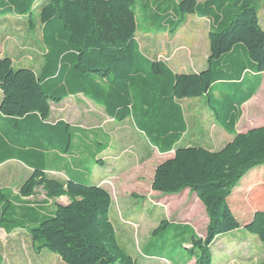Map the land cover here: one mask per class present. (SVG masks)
<instances>
[{"label":"trees","instance_id":"1","mask_svg":"<svg viewBox=\"0 0 264 264\" xmlns=\"http://www.w3.org/2000/svg\"><path fill=\"white\" fill-rule=\"evenodd\" d=\"M38 1L0 0V18L22 17L32 25ZM137 2L138 11L149 10V26L156 32L175 34L188 15L208 20L207 67L198 73L176 74L165 62L143 56L135 39ZM258 3L45 0L38 11L45 49L39 73L14 69L9 58L0 56V164L17 160L32 169L17 199L39 190L47 200L66 197L69 203L55 205L50 216L31 221L30 214L19 217L16 198L0 189V229L7 233L25 229L36 252L46 250L64 264H135L117 243L109 219L111 197L105 189L45 176V151L69 153L73 139L66 122L50 123V107L82 95L111 120L130 119L150 145L166 155L187 130L180 101L203 98L216 124L233 138L218 151L175 149L155 168L153 192L173 196L187 190L207 218L202 236L189 226L160 222L151 235L172 229L181 244L158 258L174 261L180 246L187 252L185 260L212 264L211 248L217 238L240 228L257 237L264 255V207L241 226L228 202L240 181L264 166V125L235 132L241 107L255 96L264 74ZM213 103L222 107L216 109Z\"/></svg>","mask_w":264,"mask_h":264},{"label":"rangeland","instance_id":"2","mask_svg":"<svg viewBox=\"0 0 264 264\" xmlns=\"http://www.w3.org/2000/svg\"><path fill=\"white\" fill-rule=\"evenodd\" d=\"M44 1L39 0L35 5L32 13V25L22 17L0 18V56L9 58L14 69L25 68L39 73L42 67L45 49L41 39L38 11ZM177 1L179 0H173V4L177 5ZM138 6L137 2L134 6L137 13L136 42L139 50L145 56L165 61L170 66L178 63L183 64L185 70L205 59L208 53L207 22L197 21L194 16H189L176 35L172 36L169 33L160 35L153 27L149 26V10L138 11ZM258 18L260 26L264 30V0H259ZM90 104L95 106L93 103ZM90 104L81 98L69 99L59 105L53 104L55 106L51 107L52 117L61 116L75 127L79 126L88 131L90 136H98L101 130L105 129L107 121L102 111L90 107ZM183 106L188 129L184 142L183 140L179 142L178 147L184 148L187 146L186 144L193 143V146L209 150L221 149L228 137L218 129L216 121L212 120V116L203 109L202 104L188 101L184 102ZM212 107L220 109L222 106L213 103ZM128 121L130 120L113 121L107 128L111 130L109 135L116 138L126 136ZM263 125L264 76L260 89L252 100L242 108V116L237 129L244 132ZM111 141V139L109 141L102 140L107 146L105 150L112 149L114 151L108 150L107 152L113 154L109 159L112 162L116 161V164H112L109 169L112 172L110 173L111 177L106 178L102 185L105 186L111 197L109 217L117 243L125 254L135 261V264H160V261L154 260L155 258L146 260L142 254L153 257L166 255L168 251L176 250V246L180 245L181 241L173 237L175 231L172 229H163L155 236L151 235L153 230L158 227L160 222L171 221L190 226L197 235L202 236L204 234L203 221L206 218L205 210L188 193L180 197H177L178 195L166 197L151 190L150 176L153 173V167L167 156H158L142 142L132 148L121 149L118 143L112 142L111 144ZM81 148L82 146L75 143V150L79 151ZM87 150L90 155L93 154L91 146ZM134 151H136L135 156L143 157L141 161V163H145L143 173H136L134 177L126 179L124 182V179L117 180L116 177L122 172L132 173L130 161L123 160V156L132 157ZM99 160L101 163L109 162V160L105 161L101 158ZM86 166L90 173L93 172L90 164ZM94 166L102 171L100 166ZM55 177L60 180L64 179L60 176ZM20 182L17 175H12L10 179L0 175V188H10L11 191H14ZM85 183L90 184L91 182L87 180ZM228 202L241 226L243 221H247L255 210L264 207V166L249 172L233 190ZM225 244H237V247L227 252V261L225 259L222 261L218 258V254ZM212 252L215 255L213 264H262L264 256L262 243L256 236L247 233L242 228L217 238ZM176 253L175 256H172L175 257L176 262L187 257V252L180 246ZM232 257L235 258L232 259ZM57 258L56 255L46 250L38 255L27 236L13 235L0 238V264H58ZM59 263L64 264L60 260Z\"/></svg>","mask_w":264,"mask_h":264},{"label":"crops","instance_id":"3","mask_svg":"<svg viewBox=\"0 0 264 264\" xmlns=\"http://www.w3.org/2000/svg\"><path fill=\"white\" fill-rule=\"evenodd\" d=\"M195 1L198 4H203L207 0H203L201 2L199 0H195ZM189 16H194V19H196L197 21L207 22L208 30H209L208 20L201 18V17H198L197 15H188L186 17L185 22L187 21ZM184 24H183V26H184ZM39 28H40V26H39ZM156 33L160 34V35H167L168 34V32H156ZM176 33L171 34V35L172 36L176 35ZM207 36H208V34H207ZM135 39H136V35H135ZM142 55L145 56L144 53H142ZM208 55H209V46H208V53H207L205 59L202 62H200L199 64L196 63V65H193L192 67H190L186 70L183 69V64L178 63V64H174V66H170L165 61H162V60H160V61L165 62L167 64V66L171 69V71L173 73H176V74L198 73L207 67ZM1 57H3V56H1ZM145 57L150 59V60L155 59V58L148 57V56H145ZM155 60H159V59H155ZM263 76H264V74H263ZM262 83H263V77H262V82H261L260 87L262 86ZM73 98H81V99H84L86 101V103L87 102L89 104L92 103L89 100H87L86 98H84L82 95H76L74 97H68L65 100H63L62 102L67 101L69 99H73ZM0 99H1V94H0ZM188 101H196L198 103L200 102L203 106V109H205L210 114V116H212L210 111L208 110V107H207L205 100L203 98L182 100V101H180V106H181L182 111H183V116H184V120L186 122V125H187V119L185 116V109H184L183 103L188 102ZM61 103H59V104H61ZM59 104H55V105H59ZM55 105L52 104L51 107L55 106ZM93 105H95V104H93ZM244 106H245V104L241 107V112H242V108ZM51 107H50V109H52ZM90 107L101 110L102 113L104 114V117L106 118V121H107L105 129L101 130V133L98 136H90L88 131H86L85 129H83L82 127H79V126L75 127L67 119H65L61 116H59L57 118H53L52 117V111H51L50 119H49L50 123H55V122L60 121V120L66 122L72 128L73 139H72V145H71V149H70L69 153L64 154L62 152H58V151H54V150L45 151V153H44V155H45V171H44V173L48 179H53V180H56V181L61 182V183H64L67 180V178L76 179V180H79L80 182H83V183H85V181H87V180H90L91 183L89 185H93V186H97V187H101V188L105 189V186L102 185V182L106 178L111 177L110 173H112V172L109 169L112 166V164H116V161L115 162L110 161L111 159H109V157L112 156L113 154H109V152H107L109 149L105 150L107 146H106L105 142H102L103 139L108 140V141L111 139L112 140L111 144H112V142L115 144L118 143L119 148H121V149L132 148L137 143L142 142V143H144V145L146 147H149L152 151L156 152L158 156L161 155L158 153V151L154 147H152L150 145V143L148 142L146 137L135 128L133 122L130 119H129L130 121H128V126L126 128V131L128 133L126 136H124L122 138L121 137L116 138L113 135H109L111 130H108L107 128L109 125L112 124L113 120L108 118L105 115L103 109L100 108L99 106H97V105L92 106V104H90ZM204 113H205V111H204ZM212 120H215V118L212 117ZM239 122H240V120H239ZM239 122L237 123V125L239 124ZM237 125L235 126V132L236 133L246 132V131L243 132L241 130H238ZM73 127H75V129H73ZM217 127H218V129H220V131L225 133L226 136L228 137L226 143L230 142L232 140L233 136L230 135L229 133H227L226 131H224L223 129H221L218 125H217ZM187 129H188V126H187ZM186 135H187V130L179 142H181L182 140L184 142ZM75 143L78 146H82L81 150H79V151L75 150ZM178 144L174 147V149L171 153L165 155V156H167L166 157L167 159L172 157L175 149L181 148V147H178L179 146ZM192 144L193 143L186 144L187 145L186 147H198V146H193ZM89 146H91V148L93 149V151H92L93 154H91V155H90L89 150H87L89 148ZM201 148L205 149L204 147H201ZM206 150L214 151V150H209V149H206ZM109 151L114 152L112 149ZM123 151H125V150H123ZM215 151H218V150H215ZM135 152L136 151L133 152L132 157H130V156L124 157L123 156V160L130 161V167H131L132 173L130 172L128 174V173L122 172L121 174H119L116 177L117 180H120V179L123 180L124 179L123 180V182H124L126 179H130L131 177H134L136 175V173H138V174L143 173V170L145 167V163H141V161L143 160V157L135 156L134 155ZM103 154H105V155L103 156ZM165 156H160V157H165ZM100 158L104 159L105 161L109 160V162L101 163L99 160ZM166 158H164L163 161H165ZM163 161H161V162H163ZM161 162H159L158 164H160ZM88 164H90L92 166L93 172H91V173L89 171V168L86 166ZM94 165L100 166L103 172L100 169L96 168ZM157 165H155L153 167V173L150 176V188H151V183H152L154 171H155V168L157 167ZM97 171H99V172H97ZM31 173H32L31 168L25 166L23 163H21L17 160H7V161L0 164V175L1 176H6L7 179H10V177L12 175H14V176L17 175L19 180L21 181L20 184L15 188L14 191H11L10 188H0V189H4V190L9 191L11 193L12 197L16 198L15 200H16V206L18 207V210H19V217H24L27 214H30L31 215L30 220L34 221L36 219H41L42 217H45V216H50L55 210V205H61V206L68 205L69 201L66 197H61V198L56 199V200H47L44 197V194L39 190L33 196H31L29 198L17 199V195H18V191H19L20 186L24 183V181H26V179H28L30 177ZM50 173H51V175H49ZM55 176H60L64 179L60 180V179L56 178ZM86 184H88V183H86ZM154 193H156V192H154ZM185 193H188V191L185 190L184 192L179 194L177 197H180ZM156 194H159V193H156ZM159 195H161V194H159ZM188 195L192 196L193 199L196 201V203L200 204V202L195 198L194 195H191L189 193H188ZM166 197H168V196H166ZM26 210H29V211H26ZM109 219H110V217H109ZM132 219H134V218H132ZM168 222L172 223V224H176V225L187 226L183 223H176V222H171V221H168ZM203 224H204V229H205V226L207 224V218H205V220L203 221ZM13 235H24L30 239V237L28 236L25 229H16V230L12 231L11 233H7L3 229H0V238H2L4 236L9 237V236H13ZM30 242H31V239H30ZM31 244H32V242H31ZM235 247H237V244H225L224 248L221 249L220 253L218 254V256H219L218 258L222 261H224V259L227 261V252L230 249L235 248ZM43 252H44V250L37 252V254L41 255ZM211 252H212V248H211ZM214 256L215 255L212 252V264H213ZM142 257L145 258L146 260H153V258H155L154 260L160 261V264L161 263L186 264V263H191V262L195 263L194 260L187 261L185 259H183V260L180 259L179 262H176L175 260L169 261V260H166L163 258L153 257L151 255H146V254H142ZM233 258H235V257H232V259ZM58 259L59 258H57L58 264H60L59 263L60 259L59 260Z\"/></svg>","mask_w":264,"mask_h":264}]
</instances>
